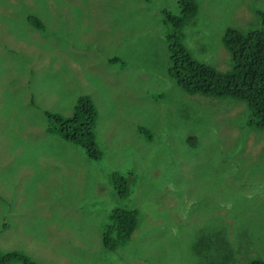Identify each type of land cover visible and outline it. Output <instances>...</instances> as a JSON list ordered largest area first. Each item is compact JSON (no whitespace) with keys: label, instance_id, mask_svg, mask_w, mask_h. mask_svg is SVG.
<instances>
[{"label":"rangeland","instance_id":"374dc122","mask_svg":"<svg viewBox=\"0 0 264 264\" xmlns=\"http://www.w3.org/2000/svg\"><path fill=\"white\" fill-rule=\"evenodd\" d=\"M177 1L0 0V251L38 264L264 260V130L246 126L243 102L185 93L167 73L159 13ZM196 3L182 42L227 71L224 29L259 28L264 0ZM83 93L100 159L42 128L45 110L66 115ZM111 170L130 175L126 198L105 181ZM120 205L137 210V226L107 251L99 222Z\"/></svg>","mask_w":264,"mask_h":264},{"label":"trees","instance_id":"16d2710c","mask_svg":"<svg viewBox=\"0 0 264 264\" xmlns=\"http://www.w3.org/2000/svg\"><path fill=\"white\" fill-rule=\"evenodd\" d=\"M177 3V13L166 8H160L159 13L160 24L166 31L167 73L185 93L231 97L243 102L247 112L246 126L264 130V12L256 10L262 22L259 28L247 32L234 27L224 29L220 40L229 55L231 68L219 71L192 58L182 42V26L195 16L196 0H178ZM24 20L35 29L44 28L37 15L31 12H24ZM113 60L115 58L109 59ZM42 114L46 118L42 123L45 133L58 135L64 141L78 146L86 159L101 158L102 150L95 141L94 132L97 111L88 93L79 94L66 115L46 110ZM136 131L146 139L150 137L149 131L143 126H137ZM129 180V174L115 170L108 172L105 177L111 192L120 198H126L130 193ZM85 206L81 208L79 205L81 214L82 211L90 213L88 209L93 208V203L87 199ZM99 224L102 248L113 251L124 245L136 229L137 210L127 205L113 206ZM14 263L38 264L20 250L0 251V264ZM247 264H264V260L254 257Z\"/></svg>","mask_w":264,"mask_h":264},{"label":"clouds","instance_id":"9594fccd","mask_svg":"<svg viewBox=\"0 0 264 264\" xmlns=\"http://www.w3.org/2000/svg\"><path fill=\"white\" fill-rule=\"evenodd\" d=\"M177 85V84H176ZM178 86V85H177Z\"/></svg>","mask_w":264,"mask_h":264}]
</instances>
